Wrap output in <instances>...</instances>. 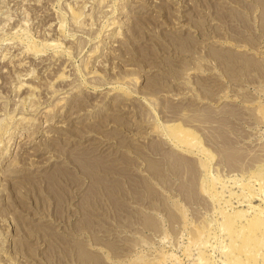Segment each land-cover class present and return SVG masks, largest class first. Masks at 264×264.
Here are the masks:
<instances>
[{"label":"rangeland","instance_id":"374dc122","mask_svg":"<svg viewBox=\"0 0 264 264\" xmlns=\"http://www.w3.org/2000/svg\"><path fill=\"white\" fill-rule=\"evenodd\" d=\"M20 1L0 0V264H223L228 216L264 208V0Z\"/></svg>","mask_w":264,"mask_h":264},{"label":"bare ground","instance_id":"6f19581e","mask_svg":"<svg viewBox=\"0 0 264 264\" xmlns=\"http://www.w3.org/2000/svg\"><path fill=\"white\" fill-rule=\"evenodd\" d=\"M16 1V0H15ZM23 2V0H21ZM20 1V3H21ZM30 3H33L32 1H29ZM67 2V1H66ZM67 3H65L66 5ZM22 5V4H20ZM19 5V6H20ZM24 5V4H23ZM22 5V6H23ZM28 5V4H27ZM44 5V4H43ZM64 5V6H65ZM21 6V7H22ZM37 6V5H36ZM67 6L69 7V4L66 5V8ZM32 8V7H31ZM36 9V8H35ZM14 10V9H13ZM16 10V9H15ZM19 10V9H18ZM21 10V9H20ZM26 10V9H25ZM68 10V8L66 9ZM23 11V10H21ZM51 11V9H50ZM53 11V10H52ZM47 12V11H46ZM36 13V12H35ZM44 13V12H43ZM37 14V13H36ZM41 14V13H40ZM72 14V13H71ZM77 14V13H76ZM27 15V14H26ZM43 16V15H42ZM54 17V18H53ZM51 17V21L48 23V27L49 29H51V32H54L56 30H59L63 27V25L65 24L64 21H62V17L59 19V15L57 16H53ZM24 19V18H22ZM50 19V18H49ZM52 20H55V23L54 21ZM64 20V19H63ZM20 22V21H19ZM47 22V20H46ZM57 25H58V29H57ZM40 27V26H39ZM14 31H16L14 29ZM48 33V32H46ZM5 35V34H4ZM16 35V34H15ZM50 36V35H49ZM13 37V36H12ZM25 37V36H24ZM23 37V38H24ZM26 40V39H25ZM44 40V39H43ZM50 40V39H49ZM17 41L18 38H17ZM23 41V40H22ZM20 43H22L21 41H19ZM5 43V41H4ZM15 43V42H14ZM20 43H16L18 46H20ZM10 44H12L10 42ZM15 44V45H16ZM23 44V43H22ZM53 44V43H52ZM55 45H57L55 43ZM28 46H30L28 44ZM34 46V45H33ZM45 46V45H44ZM57 47V46H56ZM14 48V46H13ZM12 48V49H13ZM17 48V47H16ZM22 48V47H21ZM27 49V48H25ZM11 50V49H10ZM21 50V49H20ZM13 51V50H12ZM17 50H15L16 52ZM27 51V50H26ZM5 53V52H4ZM11 52H9L10 54ZM29 53V51H28ZM27 53V54H28ZM38 55V54H37ZM36 55V56H37ZM55 55V54H54ZM8 56V55H7ZM31 56V55H30ZM35 56V55H34ZM44 56V55H43ZM113 56V55H112ZM4 57V56H3ZM37 58V57H36ZM14 58H13V55L11 57L8 56V62H6L4 64L5 67L7 68H10L12 66V63H14ZM45 61V60H44ZM15 65V63H14ZM13 65V67H14ZM2 69V68H1ZM4 69V68H3ZM1 71V70H0ZM5 71V70H4ZM7 72V71H6ZM58 78V77H57ZM114 88V87H113ZM89 93V92H88ZM90 95V94H89ZM85 98V97H84ZM88 98V97H87ZM71 102V101H70ZM69 103V102H68ZM80 106L82 104L79 103ZM41 114V113H40ZM67 121V120H66ZM92 122V121H91ZM97 122V121H96ZM191 122V121H190ZM95 123V122H94ZM190 125V124H189ZM192 127V126H191ZM194 128V127H193ZM183 129V128H182ZM188 131L191 129L187 128ZM193 130V129H192ZM187 131V130H186ZM186 131H185V134H186ZM188 134V133H187ZM179 135V134H178ZM177 135V136H178ZM196 135V134H195ZM180 136V135H179ZM185 136V135H184ZM190 136H192L190 134ZM189 136V137H190ZM186 137V136H185ZM179 138V137H178ZM188 137L185 138V140L187 139ZM191 138V137H190ZM189 138V139H190ZM195 138V137H194ZM196 139V138H195ZM55 140V139H54ZM183 140V139H182ZM176 141V140H175ZM195 141V140H194ZM180 144V143H179ZM181 145V144H180ZM259 181V180H258ZM260 185H261V182L259 181ZM263 185V184H262ZM264 186V185H263ZM262 186V187H263ZM264 188V187H263ZM228 201V200H227ZM251 201V200H250ZM229 202V201H228ZM230 203V202H229ZM249 203V202H248ZM256 206V205H254ZM250 207V206H249ZM253 207V206H252ZM257 208V207H256ZM259 208V207H258ZM251 210V208H250ZM253 210V209H252ZM256 210V209H255ZM222 213V212H221ZM238 215H236L235 217L233 218H230V216L227 215V213H225L227 216H228V220L231 219L230 221V224L228 225V227H226V229H224V231L228 234L230 240H231V249L232 247H234L232 250L228 249V260L226 261H223V264H254L256 262H258L257 260L260 258H262L261 260H264V208H261L259 211H257L255 213V215H253L250 219H245L247 222H246V225L243 226L239 224V222L241 220H243V218L245 217V215H243L244 213L242 212H236ZM223 214V213H222ZM224 214V215H225ZM235 215V213H234ZM226 216V218H227ZM224 219H225V216H224ZM227 220V222L229 223V221ZM227 226V225H226ZM223 232V231H222ZM200 233V232H199ZM203 233V232H202ZM207 234V232H206ZM209 236H211V234H208L206 237L207 238H210ZM214 236V234H213ZM227 237V236H226ZM215 238V236H214ZM228 238V237H227ZM211 239V238H210ZM207 240V239H206ZM202 244V243H201ZM207 246V244H204ZM203 248V247H202ZM202 248L201 251H202ZM205 248V247H204ZM206 249V248H205ZM204 254V251L202 252ZM211 263V262H209ZM259 263V262H258ZM205 264V263H204ZM208 264V263H207ZM261 264V263H260ZM263 264V262H262Z\"/></svg>","mask_w":264,"mask_h":264}]
</instances>
